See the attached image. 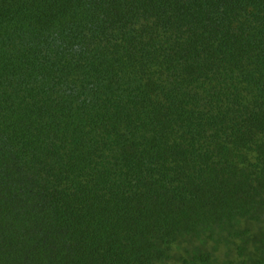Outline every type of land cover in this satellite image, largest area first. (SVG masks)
Returning a JSON list of instances; mask_svg holds the SVG:
<instances>
[{"label": "trees", "instance_id": "16d2710c", "mask_svg": "<svg viewBox=\"0 0 264 264\" xmlns=\"http://www.w3.org/2000/svg\"><path fill=\"white\" fill-rule=\"evenodd\" d=\"M0 264H264V0H0Z\"/></svg>", "mask_w": 264, "mask_h": 264}]
</instances>
